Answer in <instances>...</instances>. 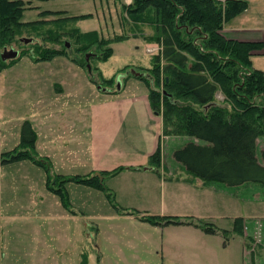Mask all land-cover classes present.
Masks as SVG:
<instances>
[{
    "label": "rangeland",
    "instance_id": "rangeland-1",
    "mask_svg": "<svg viewBox=\"0 0 264 264\" xmlns=\"http://www.w3.org/2000/svg\"><path fill=\"white\" fill-rule=\"evenodd\" d=\"M9 1L24 2L23 23L48 21L41 31L52 40L39 45L45 43L46 48L64 52V43L68 42L70 48L67 55L35 61L32 44L12 46L22 55L15 62L7 61L0 72V157L18 149L25 122L31 123L37 133H46L54 126L37 123L63 110L61 116L74 119L70 123L74 126L75 154L65 160L53 157L54 167L64 172L73 169V175L83 178L121 170L102 177L104 190L68 183L66 198L73 209L90 216L70 220L49 217L51 213L59 214L63 206H56L61 200L42 190L44 170L25 160L3 169L2 200L13 198L24 203L42 190L43 205L38 209L48 217L13 221L1 218V264H264V186L229 188L187 175L172 154L190 140L188 137L161 134L157 170L152 165L148 171L131 168L135 159L117 158L106 152L102 162L108 160L115 168L92 170L96 164L90 148L92 151L99 145L103 150L111 146L102 141L107 133L103 132L107 129L105 118L114 127L124 128V120L115 110L117 104L131 94L148 97L147 86L133 72L153 85L151 71L154 56L159 53L153 39L162 33L158 15L150 10L143 15V21L136 22L124 6L131 5L132 0ZM45 11L61 14L40 15ZM84 15L89 17L76 22L65 20ZM75 29L80 33L96 32L104 45L82 51L83 45L72 37ZM30 36L23 37L34 38L33 33ZM107 49L111 56L106 62L99 61ZM88 54L97 56L89 59L90 70L85 62ZM164 69L165 64L161 63L162 85L156 87L161 93L164 79L168 81ZM122 79L127 81L122 92L116 93L117 80ZM103 89L110 93H103ZM216 99L222 101L223 96L218 94ZM61 103L69 105L61 108ZM151 112L162 122L161 115L152 109ZM67 126L57 125L56 131L66 136L67 132L70 134ZM96 133L99 139L93 143ZM263 149L264 136L257 141L259 163ZM33 157L50 166L36 153ZM50 176L54 185L49 187L60 189L62 179L55 180L49 173ZM0 208L2 215L8 214L9 209L20 211L17 214L28 213L23 206ZM126 211L133 214L127 215ZM147 217L153 221L144 220ZM168 220L184 222L166 223Z\"/></svg>",
    "mask_w": 264,
    "mask_h": 264
},
{
    "label": "trees",
    "instance_id": "trees-1",
    "mask_svg": "<svg viewBox=\"0 0 264 264\" xmlns=\"http://www.w3.org/2000/svg\"><path fill=\"white\" fill-rule=\"evenodd\" d=\"M24 5L22 1L0 0V50L13 49L15 43L30 39L33 46L31 55L35 61H49L56 56L67 55L70 48L68 42L64 43V52L46 48L45 43L39 45L40 42L52 40L41 31L48 21L23 23ZM124 6L136 22L143 21V15L150 10L158 15L157 22L161 25L162 33L159 38L153 39L159 47L151 71L153 85L143 75L136 78L147 86L152 111L162 117L163 135L190 139L172 154L177 166L203 183H219L229 188L246 184L264 186V150L260 153L261 163L256 156L257 141L264 136V73L251 67V58L264 48V44L228 39L222 33L226 23L246 10V2L132 0L131 5ZM60 14L45 11L40 15ZM87 17L89 15L65 20L76 22ZM72 31V37L83 45L82 51L94 45L99 48L105 43L100 41L96 32ZM32 33L34 38L23 37ZM194 40L199 43L195 44ZM111 54V50H105L99 61L106 62ZM20 56L9 62L17 61ZM92 57L97 58L96 55ZM5 63L0 58V72L5 69ZM161 63L165 64L164 73L168 79H164L162 93L156 88L162 85L159 73ZM218 94L223 96L222 101L216 99ZM34 143L35 133L31 125L25 122L18 149L2 154L0 164L30 160L44 166L48 172L49 168L33 157ZM159 157L158 147L148 159L150 167L152 165L157 170ZM118 170L121 169L99 172L89 178L55 176V180L62 179L58 194L60 197L66 196L65 192H61L65 183L104 190L102 177L105 174L112 176ZM49 184L54 185L52 176L47 180L48 187ZM49 190L54 192L52 187ZM126 212L127 215L133 214ZM144 220L153 221L149 217ZM171 222L184 221H166Z\"/></svg>",
    "mask_w": 264,
    "mask_h": 264
},
{
    "label": "crops",
    "instance_id": "crops-1",
    "mask_svg": "<svg viewBox=\"0 0 264 264\" xmlns=\"http://www.w3.org/2000/svg\"><path fill=\"white\" fill-rule=\"evenodd\" d=\"M219 1H225V0H219ZM246 2L247 8L246 10L240 14L239 16L233 18L228 23H226L223 27L222 33L223 35L228 39L233 40H239V41H246V42H261L264 44V0H242ZM252 62V68L255 70H259L264 73V48L260 51H257L254 53L253 57L251 58ZM127 80H121V88L120 90H116V93L122 92V89L124 87V83ZM107 91L105 93L109 94V89H106ZM109 92V93H108ZM104 93V92H103ZM69 104H62L61 108H64L65 106H68ZM115 110L117 112V115H120V117L124 120V123L122 124L125 128L119 127V125L113 126L112 123L108 121V119L105 118V122L107 123V129L103 132H107L102 136L103 142H109L111 144L110 147H106L103 150L99 148V145L91 151V148L89 150L90 155L94 157L95 167L93 172H99V171H106L111 168H115L113 164L110 163V161H106L105 163L102 162L103 158H105L104 153H109L115 157H121V158H133L135 161L133 164H130L131 168L139 169L143 171L151 170L152 168L149 165V157L157 150L159 145V138L162 134V122L160 119L156 116H154L151 112L149 103H148V97L147 95H142L141 98L137 96V94H131L126 96L117 104L115 107ZM63 114L60 111V113H54L53 116L43 118L41 121L37 124H47L50 125V127L54 126L53 128L49 129L46 133H35V143H34V151L36 153V156L40 158H44L45 160H48L50 162V166H47L49 168L48 172L45 170L44 166H38L37 164L33 163L30 160H25L30 162L31 164L35 165L36 168H41L44 170L45 176L42 178V190L45 191V193L48 195H51L54 197L55 200L60 199L61 202H58L56 206H63L65 205L67 207L61 209V212L55 216L53 214H49V217H56V218H62V219H70V220H78V219H84L90 217L87 216L81 211L73 209V204L67 200V191L65 190L67 188V184H63L64 186V192L66 193L65 197H60L58 194V188L57 186L53 188V191H50L47 187V180L49 173L55 176H61L64 178H70L71 176H79L82 177L80 174H74V171L72 172H64L61 169H57L54 167V158H63L62 160L68 159L69 157H74L75 154V135H74V126L73 123H70L74 121L73 118L69 117H63L61 116ZM55 115H58L57 117ZM73 119V120H72ZM72 120V121H71ZM29 123V122H28ZM67 124V131L70 129V134H66V136L59 135V133L56 131L57 125L61 124ZM32 128V124L29 123ZM90 130V128H89ZM50 132V133H49ZM109 132V133H108ZM80 135V134H79ZM89 136V131H88ZM111 136V137H109ZM96 137L93 139V143H97V139H99V135L96 133ZM79 138L80 142V137ZM43 142V143H41ZM104 143V144H105ZM90 142L88 141V145ZM106 145V144H105ZM104 145V146H105ZM83 147V146H82ZM81 147V148H82ZM83 150V148H82ZM264 150V149H263ZM262 150V151H263ZM89 155V156H90ZM51 157V159L49 158ZM85 154L82 155L84 157ZM87 157V154H86ZM88 160V159H87ZM11 164H0V178H2L3 169L6 167H10ZM56 168V169H54ZM146 168V170H144ZM85 176V175H83ZM32 185L31 183H28V186ZM78 185V184H77ZM33 188V187H32ZM239 188V187H238ZM42 190L38 194H35L34 197H31L30 200L21 201V200H13L7 199L2 200L1 192H2V186L0 182V207L2 205L6 207H16V206H23L27 207L26 211L28 213L26 214H17L19 212L15 211L14 209H9L8 214L2 215L0 214V222L1 218H4L7 221H13V220H24L29 219L32 220L34 218H42V217H48L45 214L41 213V210L38 209L39 206L43 205L42 200ZM56 191V193H55ZM18 198V197H17ZM65 200V201H64ZM4 202V204H3ZM1 211V208H0ZM30 211H35L33 214H30ZM40 212V213H37ZM87 220V219H86ZM2 254V253H1ZM1 264V260H0Z\"/></svg>",
    "mask_w": 264,
    "mask_h": 264
},
{
    "label": "water",
    "instance_id": "water-1",
    "mask_svg": "<svg viewBox=\"0 0 264 264\" xmlns=\"http://www.w3.org/2000/svg\"><path fill=\"white\" fill-rule=\"evenodd\" d=\"M21 42L24 43V44H30V43H32V40H30V39H22ZM65 45H66L67 48H69V44L68 43H66ZM18 56H19V52L18 51L14 50V49H9V50L8 49H4L2 51V53H1V55H0V58H1V60L3 62H7V61H11V60L17 59ZM90 57H91V54H88V55L85 56V61L87 62V69L88 70H90V65L88 64V61H89ZM133 75L135 77L140 76V74H137L135 72H133ZM117 81H118L117 82V90L119 91L120 88H121V82H120V80H117ZM106 91H107L106 89H103V92H106ZM144 170H146V168H144Z\"/></svg>",
    "mask_w": 264,
    "mask_h": 264
}]
</instances>
